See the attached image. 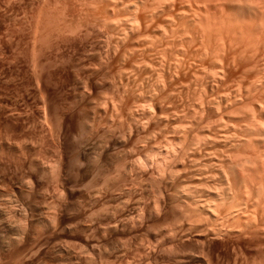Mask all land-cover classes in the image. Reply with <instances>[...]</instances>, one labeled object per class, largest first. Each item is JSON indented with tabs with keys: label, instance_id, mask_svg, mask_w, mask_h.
I'll use <instances>...</instances> for the list:
<instances>
[{
	"label": "rangeland",
	"instance_id": "rangeland-1",
	"mask_svg": "<svg viewBox=\"0 0 264 264\" xmlns=\"http://www.w3.org/2000/svg\"><path fill=\"white\" fill-rule=\"evenodd\" d=\"M104 1L14 0L13 2V0H0V117L3 116L0 118V264H130V262L131 264L137 262V264H177L178 262V264H183V262L184 264H190L189 256L197 253L195 246H198L200 243L198 244V240H196L199 238V233L197 234L198 236L195 235L199 230H197L196 227H194L196 229L193 228L194 230H192L190 227V220L188 223V219L182 214L185 211L191 210V208H187L190 207L187 205L189 202H192V204H189L194 206L191 211H194L196 208L191 196H189L191 194L189 192L193 191L192 194H195V198L204 201V199L207 200L209 194L207 193L209 188L206 189L207 185L211 187V189L217 188V185L218 188L223 189L226 185V178L223 175L224 170L229 167L227 163L230 164L235 157H238V161L240 162L246 161V163H248L247 165L250 164L251 166L253 164L254 166L252 165V169L256 168L255 170H258V173L260 171L261 162L256 164V162L258 163V161H256L257 155H260L256 152L257 150L260 151L258 149L259 147L257 148L256 146L260 143L256 141V138V140H254L255 143L252 142L253 144L257 142L256 146L254 145L256 149L253 150L251 148V150L248 146H251L252 143H249V145L247 140H245L248 138H244L246 135L242 134H247L246 131L245 133L243 132L247 130L245 128L248 124H245V126L243 125L246 122L248 123V118L246 120L247 116H245L248 115V113H254L255 115L253 114V117L256 116L257 118H255V120L257 121L261 120L259 121L260 124L262 121L264 122V115L260 116V114L264 113V87H262L263 89L260 88L262 90L258 89V91L262 93L254 89L255 92L253 93L255 94L252 96L254 87L251 89V85L248 83L251 78L245 79V84L241 88L243 91L238 88L240 87L238 85H234L233 87L232 84L230 85L231 88L227 86L230 88L229 90L226 86L221 87L220 84L217 83H219L220 74L218 75V73H220L222 69L221 65L228 66V64H231L232 68L235 66L233 70L237 79H241L242 73L244 76H247L248 72L246 70H249L248 68H250V66L252 68L251 75H249L250 77H252L253 71L255 72L258 70L256 72H261L264 68V57L260 56L261 54H259V52L264 50V45L262 44V46L259 44V47L261 46L262 48L260 47V51L257 49L259 51L258 58V54L257 56L255 54L257 46L253 44L254 42L248 43V45H254L252 48L255 50L253 51L254 53L252 51L249 53L250 49L246 48L248 47L246 42L241 40L239 41L245 43L246 47L244 45L242 46L243 48H241L240 45H243L241 42L239 43L240 47H238L236 45L237 43H235L238 41H233L235 44L230 42V44H234L233 48H231L232 45L230 47L228 41L225 43L226 46L220 49L222 44L220 47L216 46L219 44L218 42L215 43L216 40L213 41L214 43L208 42V48L210 45L209 49L214 46L212 48L213 50L211 49L212 51L219 48L221 52V50L223 51L224 48L227 47L225 52L223 51V53H225L223 54L224 56L219 54L220 52L217 49L214 53L211 52L213 54L209 53L211 50L209 51L206 49L207 45L203 46L205 48H203L202 52V46L201 49H198L200 45H196L194 42L195 46L193 43L191 44L192 47L194 46L192 51L195 50L198 54L191 52V55H197L196 57L201 56L202 58V55L206 53L207 57H205L206 54L204 57L205 59L207 58V60L209 58V60H206V62L205 59L202 58L203 61H205L203 62L200 58V62L199 58L196 59L194 56L192 57L196 59L194 61L190 56L189 60L191 58L192 64L188 61L189 73L186 72L183 74L181 73L182 71H179L177 65L171 62L172 59L178 60L183 57L180 53L182 52V48L176 50L179 49L182 44L180 43V37H178L179 39L175 38V36L181 35V32H177L182 28V26L180 27L182 23L179 21L177 14L174 15L177 21H175L176 18L171 15L170 18L172 19L174 17V21H169V15L163 7V9L160 8V10L153 8L156 5V7L160 6L158 3L154 5L153 0L148 3V6L151 7L147 8L148 12L146 11L149 16L145 13V8L143 9L142 7L141 10L139 7L138 15L140 16L142 14L141 17L146 15L149 21H153V25H150L152 21L149 22L148 19H146L147 21H145V24L150 26H141L139 29H141L142 35L145 34L147 37L143 36L144 39L141 38L142 41L138 40V43L137 39L142 37L140 30H136L140 33L133 31L131 34V28L128 27H131V24H129L131 22H128V17L130 18V16H132L131 14L135 11L133 5H130L131 7L129 6V9L127 8L128 6H125L127 3L131 4L130 0L127 2L123 0L122 5L120 3L121 0H118L119 2L116 3L118 6L116 5L115 7L112 1L117 2V0H109V3L112 2V4H109L112 5L110 7L109 5L105 6L108 4L107 2L103 6ZM132 1L133 0H131V2ZM154 1L156 2L157 0ZM166 1L169 2V0ZM101 2L103 3L101 4ZM135 2L136 0L134 3ZM150 2L153 3V7ZM162 4L163 3H161V5ZM91 5L93 8H91ZM152 9L159 10V14L162 11H164L162 12L163 14L165 12L166 14L162 15L161 13L159 15L158 11L154 12ZM140 10L145 14L141 13ZM125 11H127V13H125ZM152 13L156 18H154ZM112 14L113 16H111ZM151 14L155 21L153 19L150 20V17H152ZM156 14L159 15V17ZM166 16H168V21L165 19ZM10 17H12V19ZM127 19L128 21H125ZM133 19L132 17L130 21L135 25ZM156 19L158 20L157 22ZM143 20H145L144 17ZM125 22L129 24L127 26L129 31H127L128 28ZM171 22H176L175 25L173 23V27H176V29L174 28L175 30ZM124 23L125 27H122ZM163 24L166 25V27L168 24L170 25V27H167L170 32L168 30L165 32L167 28L165 29ZM159 25L160 29L158 27ZM114 26L117 27L115 28ZM155 27L160 31L155 30ZM113 28H115V30ZM122 28H126V31ZM119 29L123 31L121 32ZM118 30L121 33L118 32ZM172 30L176 35L174 32L172 33ZM124 31L126 34L123 33ZM135 32L137 34H135ZM156 32H159L158 34L160 36ZM162 32L166 33V37L163 38L161 36ZM127 33L129 36L133 34L135 36L133 35L131 40L128 36L129 41L126 38ZM149 33L152 35L151 38ZM120 34H125L126 36L123 38V36H118ZM154 34L162 37L159 38L161 41L158 40ZM167 34L173 35L169 37ZM173 36L175 38L174 41L168 40L169 38L172 39ZM7 37L9 38L7 39ZM111 37H113V39ZM148 37L151 40L155 38V43L156 41H160L159 44L163 47H160V50L162 49L164 52L169 51H166L165 46L168 47L172 43L174 47L167 52L169 57L166 54V58V56H163L162 50L159 51L156 49L160 46L159 44V46L156 43L155 46L150 47L152 44H155L153 41L152 43L151 40L147 41L149 46L147 43L145 44L146 40L149 39ZM121 38L125 39L126 42L123 43V39ZM165 38H167V40ZM75 39L76 41H74ZM164 39L167 41L166 43ZM118 40H120L123 45L120 44L118 47V42L120 43ZM127 40L130 42L131 46L127 44ZM171 41L176 42L173 43ZM142 43L145 45H142ZM177 43L178 46L180 45L179 47H177ZM134 44L135 48L137 47L136 49L134 48ZM139 44L141 46H139ZM184 45L187 47L186 43ZM142 47L146 51L142 52L141 50L143 53H141L142 56L140 52L138 54H133L131 52V50L133 51L134 49V51H139L138 48L142 49ZM173 48L176 49L173 50ZM234 48L235 50L237 49L236 52L229 54V49H231L230 52H232ZM148 49H151V52L148 51ZM167 49H170V47ZM204 49L208 51L206 52ZM115 50L117 51L114 52ZM110 51L113 58L112 56L110 57ZM160 52L162 53L160 54ZM172 52L175 55H172ZM170 54L172 57H170ZM216 54L218 57L222 56V59H224L223 57L225 56H227V58L225 57V60L222 62L221 58L219 59L215 56ZM243 54H247L249 57H243ZM249 54H252L251 58ZM161 55L165 60L170 59L169 62L168 60L165 61L160 58ZM253 56L256 61L253 62V64H249L251 59L254 60ZM107 57H110L111 60ZM229 57L232 58L230 59ZM234 58H236V62H239L233 63ZM159 59L160 61L163 60L164 63H168H160L158 61ZM218 59L222 64L218 62ZM260 59L263 60L260 62ZM176 60H174L173 63H177L175 62ZM213 60H217V64L215 61L213 62ZM241 60L243 63L246 61L250 62L245 65L240 63ZM196 61H199L197 63L202 65L198 66ZM224 61H226V64ZM230 61L232 63H230ZM257 61L259 67H257ZM100 62L102 63L99 64ZM261 63L263 66H261ZM161 64L164 67L162 70L159 68ZM210 64L211 66L215 64L214 68H212L213 66L211 67ZM239 64L241 66H239ZM171 65H173V68L178 69L177 73H181L182 77L176 73V69H171ZM192 65L194 70L193 67L190 69ZM194 65H197V67ZM203 65L209 66L204 67ZM217 66L218 68H216ZM151 68L152 70L149 71ZM201 68H206L205 70L208 69L207 71L209 72L211 70H213L211 72H214L215 69L218 71L215 70L216 73L214 72L211 78L208 77L207 80L206 76H210V73L208 72V74ZM238 68L240 69L238 70ZM260 68L262 69L260 70ZM169 71L170 73H173V71L175 73L171 74V76L170 73H168ZM194 71L196 72L193 73ZM162 72H165V74ZM205 72L207 75H205ZM151 73H154L153 76ZM262 73H264V70ZM262 73L258 75L259 77L257 76V78H261V76L264 78V74L262 75ZM166 74H168V76ZM187 74L190 76H187ZM194 75L198 76L199 82L195 81L197 76L195 77ZM216 75H218V78ZM178 76L186 79L187 82H184V84L190 86L186 87L183 84L184 87L181 80L177 82L176 78ZM163 77L164 80H161ZM179 77L178 79H180ZM171 78L173 79L171 80ZM215 78L218 80H215ZM212 79L215 81L214 83ZM207 81H209V83L212 81V83L206 84ZM169 82L170 84L173 82L171 87H169ZM196 82L198 83L195 84ZM165 83H168L167 88L165 87ZM215 83L217 85H215ZM159 84L162 87H160ZM180 85H182L183 87H181L185 90L178 87ZM206 85L210 86L206 88ZM248 86H250L249 89H251V93H248ZM224 87H226L228 91L224 89ZM211 88L215 90L213 89V91ZM235 88L236 90H234ZM237 88L239 91H237ZM174 89L179 93L181 90L183 96H180L182 93H180V95L177 93L178 95L176 94V96V91H174ZM205 89H208L207 93ZM216 89L219 91V94L216 92ZM223 89L228 93L223 91ZM245 90H248V92ZM242 92L245 94L244 96ZM220 93H223V95ZM247 93L251 95L248 96ZM169 94H174V97L172 95L169 97ZM225 94H229L228 96H232L233 98H228L226 102L225 99L228 96ZM238 94H241L240 98L242 99L239 98ZM204 95L208 96V99L205 98ZM209 95L212 96L210 97ZM224 95L226 97H224ZM234 95L236 97L238 96L239 99L233 101ZM246 95L249 97V100H247L248 98ZM178 96H180V99ZM222 96L224 99L222 98L221 100ZM172 97L173 99H169ZM175 97L176 100L179 99L177 104L176 100L174 102L175 104L172 103ZM183 97L185 100L181 99ZM198 97H201L202 100L206 99L205 102L203 101L204 104H202V100L200 102ZM212 97L217 100L219 99L222 105L219 104V100L216 101L214 99V101L212 99L213 101L211 102L210 98ZM150 99L155 100L152 101ZM188 99L189 101H187ZM257 100L262 104H259ZM228 101L230 103L233 101V104L228 103ZM217 105H219V107ZM252 106H255V112ZM260 106L263 108V113L260 112V109L262 110ZM248 107H250V109ZM166 108L168 109L167 111ZM193 108L194 110L196 109V111H194ZM198 108L199 111H197ZM10 113L13 115L10 116V121H7L8 114ZM185 114L187 115L185 116ZM241 116H245L244 119L246 122L243 120L240 121ZM222 120L223 122L225 121L226 124L221 123ZM233 120L234 122L232 123L234 125L237 122L236 120H238L239 124L238 122L237 124L239 127L237 128L238 131L237 129L234 130V126L231 124L232 127H230L232 128V132H230L228 130L230 128L228 124ZM249 120H251L250 117ZM216 123H218V125ZM221 124L224 127L228 125L225 127L227 130L222 127ZM240 125L244 130L241 129ZM262 125H264V123ZM184 128L185 130H183ZM220 128H224V130L220 131ZM233 132L237 134H230ZM239 132L248 146L238 137L240 136ZM215 136L216 138L218 137L216 141H214L216 139L214 138ZM229 136L230 138L227 139ZM233 137L235 138L233 139ZM258 139L261 138L258 137ZM202 143L203 145L201 146ZM204 143L207 147L204 146ZM237 145L240 147H237ZM198 146L200 147L197 148ZM247 150L248 152L246 153ZM207 152H209V154ZM262 155L263 153L261 156ZM245 159L252 160V163ZM223 164L226 166V169H224L225 167L222 168L224 166ZM221 165L223 166L220 167ZM255 165H259L260 167ZM232 167L233 165L231 168ZM256 171L254 173L255 175L258 174H256ZM170 173L171 175H169ZM215 176L216 178H214ZM201 185L204 187L202 186L201 188ZM183 187H186L187 190L190 188L191 191H187L183 189ZM199 191H201V193ZM200 194H202V196L204 194V197L201 196L200 198ZM160 200L166 202V206L163 213L161 212L158 215L159 211L157 212L156 210L157 203L155 201L159 202ZM195 212L198 211L195 210L194 213ZM198 217L201 218L202 216L197 215L195 218L196 222L201 221L197 220ZM203 220H205V218ZM142 221L144 223H142ZM188 227H190L192 231H190ZM173 230H176V232L177 230H181L182 232L178 235V233L174 231L175 236L177 234L178 237H173ZM184 231L187 232L188 236ZM171 233L173 234L172 236H170ZM181 234H185V238H182L183 240L181 239ZM174 238H177V240L179 239L181 242ZM143 246L146 247L144 248ZM176 248L182 251L179 252L182 255H177L178 258L180 255L182 257H180L181 259L179 260L174 257L173 259H177L178 262L175 263L177 260L174 261L171 259L173 260L172 263L167 255L173 252L172 249L177 250ZM192 248L195 250L194 253ZM235 250L236 249L233 250V252H235L233 253L234 257H238L240 260L237 259L239 263L236 261V264H242V262L246 264L251 259V263L247 264H254L253 262H257L254 258L260 260V257L257 255H251L249 256V258H251L248 259V256H246V258L243 253L242 255L241 252ZM151 253L158 257L150 255ZM159 253L162 254V256L164 255L163 253H165L166 257H161ZM166 253L168 254L166 255ZM148 254L151 257L148 256ZM183 254L186 255L184 256ZM245 258L246 260L248 259L247 262L243 260ZM186 260L188 262H186ZM259 260L258 263H260ZM220 261L221 264H228L223 259ZM260 261V264H262V260Z\"/></svg>",
	"mask_w": 264,
	"mask_h": 264
},
{
	"label": "bare ground",
	"instance_id": "bare-ground-1",
	"mask_svg": "<svg viewBox=\"0 0 264 264\" xmlns=\"http://www.w3.org/2000/svg\"><path fill=\"white\" fill-rule=\"evenodd\" d=\"M66 1V0H65ZM93 1V0H92ZM97 1V0H96ZM99 2H100V0H98ZM104 1V0H103ZM109 0H105L104 1V3L103 2H101V4L103 3V6L105 5V3L107 2L108 4L107 5H105V6H108L109 4H112V2H113V6L115 7L116 5L118 6V4H116V3H118L119 1L117 0V2L116 1H112V0H110V1H112L111 3H109L108 2ZM122 1L123 0H121V5H122ZM125 1V0H124ZM128 0H126V2H127ZM134 1L135 0H133L132 2H133V4H132V2H131V0H130V3L131 4H125V6H128L127 8L129 9L131 6L130 5H133L134 6V8L133 9H135V11L132 13V10H131V13H130V11H129V13L132 15V16H130V18L128 17V19H129V21H128V19L127 20H125V21H128V22H131V23H129V24H131V27L130 26H128L129 24H128V22L126 23L127 25H126V27L128 26L129 28H131L130 30L132 31L131 32V34L133 33V31H136L137 29L138 30H140V32H137V33H140L141 35H142V31H141V29H139V28H141V26H150L151 24L153 25V21L151 20V19H153V16H152V14L154 13V12H157L158 11V14H159V10H160V8H164L165 10H166V12L168 13V15H169V18L171 17V16H174L175 14H177V16L179 17V21L182 23V25H180V27L182 26V28L181 29H179L180 31H178L177 33H180L181 32V35L180 36H175L176 35V33L172 30V33L174 32L175 33V38H178V37H180V43H182L181 44V46L179 47L178 46V43H177V47H179V49H176V48H173V50L174 49H176V50H180L181 48H182V52H180L181 54H182V56L183 57H181V55L179 54V56L181 57V58H179L178 59V53L176 52V58L178 59V60H176V59H174V60H176L175 62H177V63H173V61L171 60V62H172V64H176L177 65V68L179 69V71H182L181 73H186V72H188V68H189V66H188V61H190V63L192 64V62H191V58L192 57H194V56H192L191 55V52L192 53H194L195 52V50L194 51H192L193 50V47L195 46L194 44L196 43V45H200L199 47H198V49H201V46H202V52H203V48H205V47H203V46H206V49H208L209 51L214 47H212L211 49H209L210 48V45H209V48H208V42L210 43V42H213L214 40H216L215 41V43L216 42H218L219 44L218 45H216V46H218V47H220V45L222 44V45H224V46H222L221 45V47H220V49H223V47H225L226 45H225V43H227L228 41H229V44H230V42L231 43H234L233 41H238V42H235V43H237L236 45L238 46V47H240L241 46V48H243L242 46H244L245 45V43H243V42H246V44H247V46L249 47H246V45H245V47L247 48V49H250L249 50V53H250V51H255V54H256V56H257V54H258V52L260 51V47H259V44L260 45H264V0H169V2L168 1H162V0H157L156 2L153 0V3H154V5H155V3L157 4H159L158 6L159 7H156V6H154L153 5V3H151L152 5V7L153 8H157V9H159V10H154V9H152V11L154 10V12L151 14V16L152 17H150V20L152 21V23H150V25H146L145 24V21H147L146 19H148V17L145 15V16H143L144 17V19L145 20H143V17H141V15L139 16L138 15V11H139V7H140V9L142 10V7H143V9L145 8L146 10H145V13L147 14V12H148V9L147 8H151V7H149L148 5V3H149V1H151V0H136V2L134 3ZM10 2V1H9ZM13 2H14V0H13ZM85 2V1H84ZM87 2H88V0H87ZM91 2V1H90ZM114 2H115V4H114ZM163 3L162 5H161V3ZM166 2V3H165ZM23 3V2H22ZM80 5V4H79ZM81 5H82V3H81ZM84 5V4H83ZM87 5V4H86ZM96 5V4H95ZM94 5V6H95ZM120 5V6H121ZM11 6H12V4H11ZM102 6V5H101ZM110 6H112V5H109V7ZM130 6V7H129ZM148 6V7H147ZM69 7V6H68ZM72 7H74V6H72ZM83 7H85V6H83ZM136 7V8H135ZM227 7H228V9H227ZM229 7H231V8H229ZM5 8H7V7H5ZM86 8V7H85ZM89 8H90V6H89ZM91 8H93L92 7V5H91ZM99 8V7H98ZM97 8V9H98ZM106 8H108V7H106ZM126 8V7H125ZM162 8V9H163ZM224 8H226V9H224ZM80 9H81V7H80ZM88 9V8H87ZM162 9H161V11H162ZM4 10H6V9H4ZM77 10V9H76ZM99 10V9H98ZM97 10V11H98ZM141 10H140V12H141ZM1 11V10H0ZM3 11V10H2ZM100 11V10H99ZM117 11V10H116ZM144 11V10H143ZM147 11V12H146ZM160 11V12H161ZM76 12V11H75ZM86 12V11H85ZM88 12H89V10H88ZM104 12V11H103ZM120 12V11H119ZM151 12V11H150ZM162 12H164V11H162ZM161 12V13H162ZM166 12L163 14L162 13V15H165L166 14ZM74 13V12H73ZM82 13V12H81ZM90 13V12H89ZM95 13V12H94ZM99 13V12H98ZM107 13V12H106ZM125 13H127V11H125ZM141 13H144V12H141ZM144 13V14H145ZM160 13V14H161ZM11 14H12V12H11ZM11 14H9V15H11ZM71 14V13H70ZM86 14H87V12H86ZM109 14V13H108ZM119 14V13H118ZM117 14V15H118ZM124 14V13H123ZM129 14V15H130ZM140 14V13H139ZM159 14V15H160ZM67 15V14H66ZM69 15V14H68ZM120 15V14H119ZM148 16H149V14H147ZM154 15V14H153ZM157 15V14H156ZM159 15H157L158 17H159ZM162 15H161V17H162ZM171 15V16H170ZM94 16V15H93ZM104 16V15H103ZM111 16H113V14L111 15ZM87 17V16H86ZM106 17H107V15H106ZM134 18L133 20H134V22H135V25L133 24V22L132 21H130V19L131 18ZM157 17V18H158ZM167 17V18H166ZM165 17V19H167L166 21H168V16H166ZM175 17V16H174ZM174 17L171 19H169V21L171 20H173L174 19ZM8 18V17H7ZM11 19H12V17H10ZM46 18V17H45ZM66 18V17H65ZM68 18V17H67ZM69 18H71V17H69ZM90 18H92V17H90ZM127 18V17H126ZM154 18H156L155 17V15H154ZM176 18V17H175ZM5 19H6V17H5ZM40 19H41V17H40ZM125 19V18H124ZM160 19V18H159ZM44 20V19H43ZM67 20V19H66ZM66 20H64V21H66ZM109 20V19H108ZM154 20V19H153ZM118 21V20H117ZM116 21V22H117ZM148 21H149V19H148ZM151 21H149V22H151ZM155 21V20H154ZM158 20L156 19V22H157ZM164 21V20H163ZM174 21V20H173ZM175 21H177V18H176V20ZM120 22H121V20H120ZM55 23V22H54ZM122 23V22H121ZM125 23H124V26H122V27H125ZM147 23V22H146ZM165 23V22H164ZM172 23V27H173V23L174 22H171ZM171 23H170V25H171ZM181 23H179V24H181ZM66 24V23H65ZM114 24V23H113ZM112 24V25H113ZM148 24V23H147ZM154 24H156V23H154ZM176 24V22L174 23V25ZM68 25H69V23H68ZM119 25H120V23H119ZM123 25V24H122ZM164 25V24H163ZM162 25V26H163ZM170 25L168 24V26L170 27ZM11 26V25H10ZM39 26V25H38ZM63 26V25H62ZM165 26V29L168 27H166V25H164ZM179 26V25H178ZM32 27V26H31ZM53 27V26H52ZM59 27V26H58ZM68 27V26H67ZM115 27V26H114ZM117 27V26H116ZM115 27V28H116ZM127 27V28H128ZM147 27H145V28H147ZM152 27V26H151ZM159 27V29H160V25L158 26ZM66 28V27H65ZM115 28H113L114 30H115ZM129 28L127 29V31H129ZM150 28V27H149ZM156 28V27H155ZM164 28V27H163ZM176 29V27H173V29ZM9 29V28H8ZM60 29H62V28H60ZM123 29V28H122ZM126 29V28H125ZM125 29H123V30H125ZM151 29V28H150ZM165 29H163V30H165ZM174 29V30H175ZM67 30V29H66ZM65 30V31H66ZM112 30V29H111ZM119 30H121V29H119ZM118 30V32H120ZM123 30H121V32L123 31ZM143 30V29H142ZM155 30H157V31H160V30H158L157 28L155 29ZM162 30V31H163ZM169 31V29L167 28L166 30H165V32L166 31ZM171 30V29H170ZM126 31V30H125ZM125 31L123 32V33H125ZM148 31V30H147ZM8 32V31H7ZM10 32V31H9ZM35 32H36V30H35ZM49 32V31H48ZM47 32V33H48ZM71 32V31H70ZM75 32V31H74ZM77 32V31H76ZM117 32V33H118ZM120 32V33H121ZM135 32V34H137ZM146 32V31H145ZM154 32V31H153ZM164 32V33H165ZM170 32V31H169ZM37 33V32H36ZM40 33V32H39ZM61 33V32H60ZM122 33V34H123ZM128 33H130V32H128ZM128 33H127V36L124 34V35H118V36H123V38L126 36V38L128 39ZM157 33V32H156ZM159 33V32H158ZM157 33V34H158ZM163 32H162V37L164 38V37H166V33L164 34ZM168 33V32H167ZM62 34V33H61ZM70 34V33H69ZM68 34V35H69ZM151 33H149V35H150ZM170 34V33H169ZM7 35V34H6ZM38 35V34H37ZM60 35V34H59ZM64 35V34H63ZM67 35V34H66ZM71 35V34H70ZM134 35V34H133ZM133 35H131V36H129V38H130V40H131V37L133 36ZM148 35V34H147ZM154 35H156V34H154ZM159 35V34H158ZM158 35H156V38L158 39V40H160L159 38H162V37H159ZM163 35H165V36H163ZM172 35L173 34H171V35H168L167 34V36H169V37H172ZM14 36V35H13ZM36 36V35H35ZM49 36V35H48ZM72 36V35H71ZM135 36V35H134ZM143 36H146L145 34H143L142 35V37H139L138 39H137V42H138V40L140 41H142V39L141 38H143ZM151 36L152 35H150V38H151ZM174 36H173V38L172 39H168V40H173L174 41ZM60 37V36H59ZM115 37V36H114ZM147 37V36H146ZM145 37V38H146ZM1 38V37H0ZM9 37H7V39H8ZM112 39H113V37H111ZM118 38H120V37H118ZM123 38H121V39H123ZM135 38V37H134ZM149 38V37H148ZM147 39L146 40V42H145V44L147 43V41L149 40H151V39ZM154 38V37H153ZM50 39V38H49ZM61 39V38H60ZM144 39V38H143ZM166 40H167V38H165ZM164 39V40H165ZM179 39V38H178ZM13 40V39H12ZM56 40H57V38H56ZM55 40V41H56ZM111 40V39H110ZM124 40V41H123ZM122 40V42L123 43H125L126 41H125V39H123ZM129 40V39H128ZM127 40V44H129L130 45V40L128 41ZM155 38L153 39V40H151V42L153 41L154 43H155ZM163 40V39H162ZM165 40V43L167 42ZM239 40H241V41H243V42H241V41H239ZM42 41V40H41ZM71 41H73V40H71ZM74 41H76V39L74 40ZM106 41V40H105ZM118 41H120V40H118ZM136 41V40H135ZM161 41V40H160ZM159 41V42H160ZM173 41H171V42H173ZM177 41H179V40H177ZM10 42H11V40H10ZM84 42V41H83ZM110 42H112V41H110ZM134 42V41H133ZM152 42V43H153ZM159 42H157L156 41V43H157V45L159 44ZM168 42H170V41H168ZM176 42V41H175ZM175 42H173V43H175ZM195 42V43H194ZM241 42V44L243 43V45H240L239 46V43ZM250 42H254L253 44L255 45L256 44V49L254 50V49H252L253 47H254V45L252 46V44H250V45H248V43H250ZM66 43V42H65ZM71 43V42H70ZM109 43V42H108ZM123 43L121 44V41H120V43L118 42V47L120 46V44L121 45H123ZM134 43H136V42H134ZM139 43V42H138ZM143 43H144V40H143ZM142 43V45H145V44H143ZM156 43L155 44H152V46H150V47H153V46H155L156 45ZM187 44V47H186V45H184V44ZM193 43V47L191 46V44ZM214 43V42H213ZM213 43H211V44H213ZM234 43V44H235ZM67 44H69V43H67ZM133 44V43H132ZM148 44V43H147ZM234 44H230L229 46L231 47V45H232V47L231 48H233V46H234ZM110 45V44H109ZM109 45H108V47H109ZM160 45V46H159ZM158 46L159 47H157L156 49H158L159 51H161L160 50V47L161 48H163L162 46H161V44H159ZM168 45V44H167ZM170 45V44H169ZM214 45V44H213ZM262 45V46H263ZM36 46V45H35ZM73 46V45H72ZM103 46V45H102ZM131 46V45H130ZM138 46V45H137ZM139 46H141L140 44H139ZM138 46V47H139ZM148 46H149V44H148ZM164 46V45H163ZM183 46H184V48H183ZM215 46V47H216ZM236 46V47H237ZM252 46V47H251ZM104 47V46H103ZM102 47V48H103ZM107 47V48H108ZM121 47H123V46H121ZM120 47V48H121ZM125 47H127V46H125ZM147 47V46H146ZM168 47H170V49H167ZM165 46V49H166V51L167 50H171V48L172 47H174V46H172V43H171V45L170 46ZM176 47V46H175ZM186 47V48H185ZM111 48V47H110ZM116 48V47H115ZM124 48V47H123ZM134 48H135V44H134ZM137 48V47H136ZM135 48V49H136ZM141 48V47H140ZM140 48H138V50L139 51H132L131 49V52L133 53V54H138L139 52H140V54L142 53V52H146L144 49H143V47H142V49H140ZM155 48V47H154ZM191 48V49H190ZM196 48H197V46H196ZM195 48V49H196ZM227 48V47H226ZM226 48H224V52H225V49ZM262 48V47H261ZM126 49V48H125ZM128 49V48H127ZM164 49V50H165ZM206 49H204V50H206ZM217 49V48H216ZM214 50V51H219L220 49L218 48L217 50ZM245 49V48H244ZM244 49H242V50H244ZM252 49V50H251ZM259 51H258V50ZM141 50H142V52H141ZM152 50H154V49H152ZM175 50V51H176ZM197 50V49H196ZM208 50H206V52L208 51ZM213 50V49H212ZM210 51L209 53H211V52H213L214 53V51ZM228 50V49H227ZM230 51H231V49H229ZM233 50H235V48L233 49ZM232 50V52H230L229 51V54L230 53H233V52H236V50L235 51H233ZM246 50V49H245ZM244 50V51H245ZM117 50H115L114 52H116ZM125 51H127V50H125ZM128 51H129V49H128ZM148 51H150L151 52V49H148ZM155 51V50H154ZM158 51V52H159ZM169 51H167V52H169ZM175 51H174V53H175ZM197 51H199V50H197ZM223 51L221 50V52L219 53V54H225V53H223ZM264 51V50H263ZM263 51H260L259 52V54H261L260 56H263L264 57V52ZM162 52H163V56H166V54H167V52H164L163 50H162ZM162 52H160V54L162 53ZM205 52V51H204ZM257 52V53H256ZM261 52H263V53H261ZM96 53H98V52H96ZM126 53V52H125ZM128 53V52H127ZM173 52L171 53L172 55L174 54ZM200 53V52H199ZM213 53H211V54H213ZM216 53H218V52H216ZM228 53V52H227ZM227 53H226V55H227ZM240 53V52H239ZM246 53H248V52H246ZM254 53V52H253ZM129 54H131V53H129ZM139 54V55H140ZM143 54V53H142ZM142 54H141V56H142ZM146 54V53H145ZM149 54V53H148ZM147 54V55H148ZM154 54H157V53H154ZM170 54V57H172V55ZM194 54H198V52H195ZM203 54V53H202ZM201 54V55H202ZM206 54V53H205ZM205 54L204 55H202L203 57V59H205V57H207V54H206V56H205ZM211 54H209V55H211ZM259 54H258V58H259ZM109 55V54H108ZM118 55V54H117ZM132 55V54H131ZM130 55V56H131ZM138 55V56H139ZM149 55H151V54H149ZM152 55H153V53H152ZM162 55L160 56V58H162V59H164L165 60V58L164 57H162ZM175 55V54H174ZM250 55V58L252 57L251 55L252 54H249ZM254 55V54H253ZM112 55H111V51H110V57H111ZM136 56V55H135ZM134 56V57H135ZM167 56H168V54H167ZM167 56H166V58H167ZM191 56V58H190V60H189V57ZM197 56V55H196ZM195 56V57H196ZM205 56V57H204ZM212 56V55H211ZM215 56H217V54L215 55ZM214 55H213V57H215ZM219 56H221V55H219ZM224 56V55H223ZM232 56V55H231ZM237 56V55H236ZM236 56H234V57H236ZM244 56H247V54L246 55H244L243 54V57ZM255 56V55H254ZM253 56V58H254V60L253 59H251V62L249 63V62H245V63H243L242 62V60L240 61V63H243V64H245L246 65V63H249V64H253V62H255L256 60H255V57ZM109 57V58H110ZM126 57V56H125ZM125 57H124V59H125ZM169 57V56H168ZM226 58H227V56H225ZM225 57H223L224 59H222V56L221 57H218L217 56V58H221L222 60V62H223V60H225ZM247 57H249V56H247ZM262 57V58H263ZM108 58V57H107ZM108 58V59H109ZM112 58H113V56H112ZM115 58V57H114ZM132 58V57H131ZM143 58V57H142ZM152 58H157V57H152ZM197 58H199V60H200V62H201V56H199V57H196V59ZM201 58V59H200ZM212 58V57H211ZM230 58V57H229ZM232 58V57H231ZM230 58V59H231ZM257 58V57H256ZM139 59V58H138ZM151 59V58H150ZM193 59V58H192ZM196 59H193L194 61L196 60ZM203 59H202V61H203ZM213 59V58H212ZM211 59V60H212ZM215 59H216V57H215ZM219 59H218V62L220 63V64H222L220 61H219ZM235 59L236 58H234V61H233V63H235L236 61H235ZM243 59V58H242ZM246 59H249V58H246ZM110 60H111V58H110ZM127 60V59H126ZM137 60V59H136ZM145 60V59H144ZM152 60V59H151ZM168 59H166L165 61H167ZM170 60V59H169ZM169 60H168V62H169ZM207 60V58L205 59V61ZM208 60H209V58H208ZM207 60V61H208ZM227 60V59H226ZM259 60V59H258ZM263 60V59H262ZM261 59H260V62L262 61ZM104 61V60H103ZM148 61H150V60H148ZM160 63H164L163 62V60L162 61H160V59L158 60ZM193 61V62H194ZM205 61H203V62H205ZM206 61V62H207ZM215 61V63H216V61L217 60H213V62ZM232 61V60H231ZM230 61V63H232ZM264 61V60H263ZM105 62V61H104ZM111 62V61H110ZM159 62H158V64H159ZM167 62V63H168ZM197 62H199V61H196V63ZM210 62H212V61H210ZM212 62V63H213ZM226 61H224V63H225ZM237 62H239V61H237ZM236 62V63H237ZM102 62H100L99 64H101ZM108 63V62H107ZM112 63V62H111ZM167 63H164V64H167ZM195 63V62H194ZM193 63V64H194ZM211 63V64H212ZM218 63V64H219ZM104 64V63H103ZM106 64V63H105ZM110 64V63H109ZM126 64H127V62H126ZM144 64V63H143ZM142 64V65H143ZM148 64V63H147ZM150 64H151V62H150ZM171 64V63H170ZM169 64V65H170ZM198 64V63H197ZM211 64H210V66H211ZM217 64V63H216ZM226 64V63H225ZM242 64V65H243ZM122 65H124V64H122ZM149 65V64H148ZM162 65V64H161ZM161 65H160V67L159 68H161V70H162V68L164 69V67H163V65H162V67H161ZM175 65V66H176ZM200 65H202V64H198V66H200ZM205 65V64H204ZM203 65V66H204ZM234 65V64H233ZM236 65V64H235ZM257 67H259V64H258V61H257ZM263 65H264V63H263ZM262 65V63H261V66H263ZM138 66V65H137ZM141 66V65H140ZM155 66V65H154ZM174 66V67H175ZM194 66H196L197 67V65H194ZM209 66V65H208ZM208 66H204V67H208ZM213 66V67H212ZM211 67L212 68H214V66H215V64L214 65H212ZM239 66H241L240 64H239ZM238 66V67H239ZM254 66V65H253ZM252 66V67H253ZM147 67V66H146ZM152 67V66H151ZM171 67V69L173 68V65H171L170 66ZM169 67V68H170ZM193 67V65L192 66H190V69ZM221 67H222V69H221V71H220V69H219V71H220V73H218V75H219V83H217V84H220V86L221 87H223V86H230V85H232L233 84V87H234V85L236 86V85H238V86H240V87H238V88H240V90H242L241 88L243 87V85L245 84L244 83V81H245V79H247V78H251V79H249V81H248V83L251 85V87L250 86H248V90H249V92H248V90H245V91H247L248 93H251L250 91H251V89L253 88V90L255 89L257 92H261V91H258V89H260V88H262V87H264V78H262V76H261V78H257V76L258 75H260L262 72H263V70H264V68H263V70L261 71V72H256V71H258V70H256V68H255V72L253 71V74H252V77H250L249 75H251V70H252V68H251V66H250V68H248L249 70H250V74H249V70H246L247 72H248V74H247V76H244V74L242 73L241 74V79H237V77L235 76V72H234V70H233V68L235 67V66H233V68L231 67V64H228V66H226V65H221ZM243 67V66H242ZM141 68V67H140ZM158 68V70L160 71V69ZM165 68H166V66H165ZM216 68H218V66L216 67ZM241 68V67H240ZM240 68H238V70L240 69ZM254 68V67H253ZM147 69V68H146ZM145 69V70H146ZM173 69H176V68H173ZM172 69V70H173ZM178 69H176L175 71H176V73L178 72ZM189 69V70H190ZM198 69V68H197ZM201 69H204L203 71H206L207 73L209 72V71H207V70H205L206 68H201ZM262 68H260V70H261ZM131 70V69H130ZM129 70V71H130ZM152 70V68L149 70V71H151ZM157 70V69H156ZM166 70V69H165ZM193 70H194V67H193ZM211 70V69H210ZM215 70H217V69H215ZM214 70V72L216 73V71ZM236 70H237V68H236ZM254 70V69H253ZM259 70V71H260ZM132 71H134V70H132ZM143 71V70H142ZM167 71V70H166ZM191 71V70H190ZM202 71V72H203ZM211 71H213V70H211ZM209 72L210 73V76H206V79L208 80V77L209 78H211V76H212V74H214V72ZM218 71V70H217ZM245 71V72H246ZM128 72V71H127ZM196 71H194L193 73H195ZM205 72V73H206ZM237 72V71H236ZM134 73V72H133ZM136 73V72H135ZM142 73V72H141ZM147 73V72H146ZM149 73V72H148ZM159 73V72H158ZM157 73V74H158ZM162 73H164L165 74V72H162ZM168 73H170V71L168 72ZM173 73H175L174 71H173ZM172 72L170 73V75L171 74H173ZM181 73L179 74V73H177V74H179V75H181ZM189 73V72H188ZM204 73V72H203ZM207 73L205 74V75H207ZM208 73V74H209ZM143 74V73H142ZM141 74V75H142ZM152 74V76H153V74L154 73H151ZM161 74V73H160ZM163 74V75H164ZM177 74H176V76H177ZM264 73H262V75H263ZM134 75V74H133ZM167 76H168V74H166ZM175 75V74H174ZM189 74H187V76H188ZM218 75H216V77L218 76ZM138 76H140V75H138ZM137 76V77H138ZM172 76V75H171ZM186 76V75H185ZM190 76V75H189ZM192 76V75H191ZM195 77L197 76V75H194ZM215 76V75H214ZM213 76V77H214ZM136 77V78H137ZM146 77V76H145ZM157 77H159V76H157ZM156 77V78H157ZM160 77H161V75H160ZM165 77V76H164ZM164 77H163V79H161V80H164ZM179 77V76H178ZM178 77L176 78L177 79V82H178V80H181V82H182V85L184 84V82H187V80L186 79H184V78H181L182 77V75H181V77H179L180 79H178ZM184 77V76H183ZM193 77V76H192ZM201 77H202V75H201ZM203 77H204V75H203ZM240 77V76H239ZM259 77V76H258ZM136 78H135V80H136ZM166 78V77H165ZM187 78V77H186ZM189 78V77H188ZM218 78V77H217ZM217 78H215V80L217 79ZM129 79V78H128ZM149 79V78H148ZM147 79V80H148ZM168 79V78H167ZM167 79H165V80H167ZM173 78H171V80H172ZM174 79H175V76H174ZM194 79V78H193ZM201 79V78H200ZM158 80H160V79H158ZM160 80V81H161ZM195 80V79H194ZM193 80V81H194ZM204 80V79H203ZM203 80H202V82H203ZM218 80V79H217ZM142 81H143V78H142ZM157 81V80H156ZM191 81V80H190ZM195 81H198L199 82V80H198V76H197V78H196V80ZM206 81V80H205ZM204 81V82H205ZM210 81V80H209ZM209 81H207V83L206 84H208L209 83ZM212 81H213V83L215 82L213 79H212ZM212 81L209 83V84H211L212 83ZM235 81H237V82H235ZM162 82V81H161ZM165 82V81H164ZM173 82H175V81H173ZM173 82H171V84H170V82H169V87H171V85H173L172 83ZM198 82H196L195 84H197ZM236 84H235V83ZM134 83V82H133ZM148 83V82H147ZM154 83V82H153ZM157 83V82H156ZM193 83V82H192ZM215 83V85H217ZM158 84V83H157ZM161 84V83H160ZM160 84H159V86H160ZM166 84V83H165ZM189 84V83H188ZM143 85V84H142ZM162 85H163V83H162ZM179 85V84H178ZM182 85H180V86H178V87H181ZM185 85V84H184ZM183 85V86H184ZM202 85V84H201ZM215 85H214V87H215ZM164 86V85H163ZM167 86H168V83L166 84V88H167ZM177 86V85H176ZM182 86V87H183ZM186 87H189L188 85H185ZM184 86V87H185ZM198 86V85H197ZM205 86V85H204ZM210 85H206V88H208ZM158 87V86H157ZM160 87H162V86H160ZM159 87V88H160ZM169 87H168V89H169ZM181 87V88H182ZM191 87H192V85H191ZM190 87V88H191ZM199 87V86H198ZM212 87H213V84H212ZM226 87H224V89H226L227 90V88ZM246 87H247V85H246ZM245 87V88H246ZM249 87L251 88V89H249ZM166 88H164V89H166ZM177 88V87H176ZM196 88V87H195ZM205 88V87H204ZM218 88H220V87H218ZM230 88H231V86H230ZM230 88H228L229 90H230ZM238 88H237V91H239L238 90ZM153 89H155V88H153ZM160 89H162V88H160ZM167 89V90H168ZM178 89V88H177ZM183 89V88H182ZM202 89V88H201ZM212 89V88H211ZM214 89V88H213ZM212 89V90H213ZM223 89V91H225V92H227L226 90H224ZM263 89V88H262ZM262 89H260V90H262ZM172 90V89H171ZM183 90H185V89H183ZM188 90H189V88H188ZM208 90V89H207ZM207 90L205 89V91H206V93H207ZM215 90V89H214ZM213 90V91H214ZM234 90H236V88L234 89ZM234 90H233V92H234ZM255 90L254 91H252V93L253 92H255ZM264 90V89H263ZM155 91V90H154ZM174 91H176V89H174ZM186 91H187V89H186ZM185 91V93H186V95H187V92ZM193 91V90H192ZM204 91V90H203ZM236 91V92H237ZM243 91V90H242ZM162 92V91H161ZM196 92V91H195ZM195 92H194V94H195ZM202 92V91H201ZM200 92V93H201ZM216 92L219 94V91H217V89H216ZM149 93H151V92H149ZM158 93V92H157ZM156 93V94H157ZM177 93H179L178 91H176V93H175V95L177 94ZM180 93H182V91L180 90ZM180 93H179V95H180ZM184 93V94H185ZM228 93V92H227ZM230 93V92H229ZM243 93V92H242ZM247 93V94H248ZM262 93V92H261ZM160 94V93H159ZM220 94H222L223 95V93H220ZM235 94V93H234ZM254 94L255 93H253L252 94V96H254ZM258 94V93H257ZM256 94V95H257ZM153 95H155V94H153ZM172 96L174 95V94H171ZM171 95L169 94V97H171ZM178 95V94H177ZM176 95V96H177ZM185 95V96H186ZM196 95V94H195ZM201 95H202V93H201ZM201 95H199V96H201ZM213 95V94H212ZM212 95H209L210 97L212 96ZM226 95V94H225ZM224 95V97H226V96H228L229 94H227L226 96ZM231 95V94H230ZM236 95H237V93H236ZM241 95V94H240ZM240 95L238 94V96H239V98H240ZM243 96L245 95L244 93L242 94ZM251 94H248V96H250ZM259 95H261V94H259ZM180 96H183V93H182V95H180ZM180 96H178L179 97V99H180ZM205 96V98H207L208 99V96H206V95H204ZM238 96L236 97L235 95H234V100L233 101H235V99L236 100H238L239 98H238ZM247 95H246V97L248 98H246L247 100H249V97H248ZM258 96V95H257ZM174 97V96H173ZM173 97L172 98H169V99H173ZM187 97H189V96H187ZM191 97H193V96H191ZM202 97V96H201ZM201 97L199 98L200 99V102H201ZM214 97V96H213ZM210 98L211 99V102L215 99V98ZM216 97V96H215ZM219 97V96H218ZM232 97V96H231ZM230 96H228L226 99H225V101L227 102V99L228 98H231ZM236 97V98H235ZM242 97V96H241ZM256 97V96H255ZM261 97V96H260ZM259 97V98H260ZM263 97V96H262ZM151 98V97H150ZM157 98V97H156ZM184 98V97H183ZM183 98H181L182 100H185V98L183 99ZM203 98V97H202ZM222 98H223V96L221 97V100H222ZM233 98V97H232ZM251 98H253V97H251ZM250 98V99H251ZM257 98V97H256ZM264 98V97H263ZM263 98H260V99H263ZM152 99H153V97H152ZM152 99H150V100H152ZM178 99V100H179ZM204 99V98H203ZM213 99V100H212ZM219 99H220V97H219ZM218 99V100H219ZM224 99V98H223ZM240 99H242V98H240ZM253 99H255V98H253ZM155 100V99H154ZM154 100H152V101H154ZM175 100H176V97H175V99H174V101H172V103H174L175 102ZM178 100H176L177 102H176V104L179 102ZM197 100V99H196ZM216 101H218L217 99H215ZM214 100V101H215ZM264 100V99H263ZM118 101V100H117ZM164 101V100H163ZM168 101V100H167ZM187 101H189V99L187 100ZM206 101V99L205 100H202V104H204V102ZM208 101H210V100H208ZM220 101V100H219ZM233 101H231V103L233 102ZM244 101H246V100H244ZM255 101V100H254ZM151 102V101H150ZM160 102H162V101H160ZM194 102V101H193ZM221 102V101H220ZM219 102V104H221L222 105V102L220 103ZM242 102H243V100H242ZM249 102H251V101H249ZM257 102H258V100H257ZM165 103V102H164ZM182 103V102H181ZM191 103V102H190ZM197 103V102H196ZM209 103V102H208ZM228 103H230L229 101H228ZM230 103V104H231ZM236 103H237V101H236ZM259 103V102H258ZM261 103V102H260ZM259 103V104H260ZM263 103H264V101H263ZM175 104V103H174ZM194 104V103H193ZM211 104V103H210ZM213 104V103H212ZM223 104H224V102H223ZM227 104V103H226ZM225 104V105H226ZM233 104V103H232ZM262 104V103H261ZM181 105V104H180ZM198 105V104H197ZM201 105V104H200ZM238 105V104H237ZM115 106V105H114ZM178 106V105H177ZM186 106V105H185ZM192 106V105H191ZM218 107H219V105H217ZM235 106V105H234ZM157 107V106H156ZM168 107H170V106H168ZM173 107V106H172ZM202 108H204L203 106H201ZM209 107V106H208ZM211 107V106H210ZM229 107V106H228ZM233 107V106H232ZM253 107V106H252ZM255 107V106H254ZM252 108V109H254V112H255V108ZM261 107V106H260ZM163 108V107H162ZM174 108V107H173ZM176 108V107H175ZM249 109H250V107H248ZM247 108V109H248ZM262 108V107H261ZM178 109V108H177ZM219 109V108H218ZM229 109V108H228ZM145 110V109H144ZM168 109L166 108V111H167ZM193 110H194V108H193ZM257 110H259V109H257ZM256 110V111H257ZM158 111V110H157ZM183 111V110H182ZM194 111H196V109L194 110ZM194 111H193V114H194ZM197 111H199V108H198V110ZM204 111V110H203ZM215 111V110H214ZM227 111V110H226ZM151 112V111H150ZM162 112V111H161ZM175 112H176V109H175ZM260 112H262L263 113V108H262V110L260 109ZM260 112H258V113H260ZM7 113V112H6ZM188 113V112H187ZM207 113V112H206ZM247 113H248V111H247ZM246 113V114H247ZM252 113H253V110H252ZM170 114V113H169ZM203 114V113H202ZM237 114V113H236ZM235 114V115H236ZM250 114L251 113H248V115H245V116H247L246 117V120H247V118H248V123L245 121V119H244V117L243 116H241L240 118V121L241 120H243V121H245L246 123H244V125L243 126H245V124H248V125H246V128L245 129H247V130H244L243 128H242V124L240 125V127H241V129L242 130H244V132L241 130H239L240 132H243V133H245V131L247 132V134L245 133V134H242V135H246L244 138H248V139H245V140H247V143L249 144H251L252 142L253 143H255L254 142V140H256V138H257V142L258 143H260L259 145L257 144V142H256V144H257V146H256V144H253L252 143V145L251 146H248L247 144H246V141H244L243 139H242V136H241V134H240V132H239V134H240V136H238V137H240L241 139V141L243 140V143L245 144V145H247L248 147H250V149L252 148L253 150L254 149H256V147L260 150V151H256L257 153H259L260 155H257L258 157V159L260 160H258L257 158H256V161H258V163L256 162V164H259V162H261L260 163V171H259V173H258V170L256 171L255 169L256 168H253L252 169V167L254 166L253 164V166L251 165L250 166V164L249 165H247L248 163H246V161H242V162H240V161H238V157L235 159L234 157V159L232 160V165H233V167L231 168V163L229 164V163H227L228 165H229V169L227 168L226 169V166L224 165H221L220 167H222V168H224V169H226V170H224V169H222V170H224V173H223V175L225 176V178H226V185L223 187V189H220V188H218V185H217V188H214V189H211V187H208V185H207V188L206 189H208L207 191V193H209L208 194V198H207V200L206 199H204V201L203 200H200V199H197V198H195V194H192L193 193V191H191V189L189 188V190L191 191V192H189V193H191L189 196H191V199L193 200V202H194V204H195V206H196V208H195V210L196 211H198V212H195L194 213V211H191L192 210V208H194V206L192 207L190 204H192V202L189 204V203H187V205L188 206H190V207H187V208H191V210H188V211H185L184 213H182L183 214V216H185L186 217V219H188V223H189V220H190V227H191V229L192 230H194V229H196L197 228V230H199V231H197V233L195 234V235H197L198 233V239H196V240H198L197 242H198V246H195L196 247V252L198 253H196L195 255L194 254H191V253H188V254H191L190 256H189V260H190V262L191 263H193V264H221V261L220 260H225L226 261V263H228V264H236V261H237V259H238V257H234V254L233 253H235V252H233V250L234 249H236L235 251H239V252H241V254L243 253L244 254V256L246 257V256H248V259H250L249 258V256H251V255H257V256H259L260 257V260H262V264L264 263V159H262V158H264V125H262L263 123L261 122V124L259 123V121H261V120H259V121H257V120H255V118H257L256 116H254L253 117V114H251V116H250ZM1 115V114H0ZM9 116V119H8V117H7V115H6V117H7V121L9 120L10 121V116H12L11 115V113L10 114H8ZM175 115V114H174ZM187 114H185V116H186ZM200 115H201V113H200ZM206 115V114H205ZM234 115V116H235ZM255 115V114H254ZM258 115V114H257ZM261 115H264V113L263 114H260V116ZM5 116V115H4ZM22 116V115H21ZM163 116V115H162ZM161 116V117H162ZM170 116V115H169ZM179 116V115H178ZM181 116V115H180ZM183 116V115H182ZM224 116V115H223ZM230 116V115H229ZM239 116V115H238ZM259 116V115H258ZM1 117H3V116H1ZM0 117V118H1ZM5 117V118H6ZM201 117V116H200ZM205 117V116H204ZM242 117H243V119H242ZM249 117H250V119L251 120H249ZM158 118V117H157ZM163 118V117H162ZM188 118V117H187ZM197 118V117H196ZM224 118V117H223ZM223 118H221V119H223ZM253 118V119H252ZM4 119V118H3ZM230 119H232V118H230ZM229 119V120H230ZM237 119V118H236ZM188 120V119H187ZM217 120V119H216ZM224 120V119H223ZM223 120H222V122L221 123H224V124H226L225 123V121L223 122ZM235 120V119H234ZM234 120L233 121H231V123H229L228 125H225V127L226 126H228V127H230L231 126V124H233L232 122H234ZM167 121H168V119H167ZM170 121V120H169ZM175 121H176V119H175ZM175 121H173V122H175ZM182 121H183V119H182ZM181 121V122H182ZM198 121V120H197ZM237 122H238V120H236ZM4 122V121H3ZM172 122V121H171ZM178 122V121H177ZM187 122V121H186ZM189 122V121H188ZM190 122H191V120H190ZM201 122V121H200ZM237 122H236V124L235 125H237V126H235L234 124L232 125V126H234L233 128H234V130H236L238 127H239V122H238V124H237ZM213 123V122H212ZM243 123V122H242ZM197 124V123H196ZM217 125H218V123H216ZM10 125V124H9ZM8 125V126H9ZM220 125V124H219ZM222 125V124H221ZM186 126V125H185ZM190 126V125H189ZM231 126V127H232ZM177 127V126H176ZM180 127V126H179ZM184 127V126H183ZM188 127V126H187ZM195 127V126H194ZM222 127H224L223 125H222ZM224 127V128H225ZM229 128L228 130L230 131V132H232V128ZM236 127V128H235ZM214 128V127H213ZM224 128L223 129H221L220 128V131H222V130H224ZM226 130H227V128H225ZM177 130V129H176ZM181 130V129H180ZM183 130H185V128L183 129ZM212 130V129H211ZM225 130V131H226ZM187 131V130H186ZM185 131V132H186ZM220 131H218V132H220ZM228 131V132H229ZM237 131H238V129H237ZM185 132H183V133H185ZM191 132V131H190ZM224 132V131H223ZM227 132V131H226ZM235 132V131H234ZM230 133V134H237V133ZM214 133V132H213ZM174 134H175V132H174ZM180 135V134H179ZM183 135V134H182ZM190 135V134H189ZM223 135V134H222ZM256 135V136H255ZM225 136V135H224ZM231 136V135H230ZM230 136L229 137H227V139L228 138H230ZM248 136V137H247ZM259 138H261V139H258V137ZM181 137V136H180ZM183 137H184V135H183ZM182 137V138H183ZM226 137V136H225ZM232 137V136H231ZM186 138H187V136H186ZM213 138V137H212ZM214 138H216V136L214 137ZM218 138V137H217ZM217 138L214 140V141H216L217 140ZM235 137H233V139H234ZM188 139V138H187ZM206 139V138H205ZM205 139H204V141H205ZM208 139V138H207ZM225 139V138H224ZM232 139V140H233ZM221 140V139H220ZM260 140V141H259ZM178 141V140H177ZM181 141V140H180ZM179 141V142H180ZM185 141H186V139H185ZM223 141V140H222ZM221 141V142H222ZM235 141V140H234ZM202 142V141H201ZM206 142V141H205ZM226 142V141H225ZM177 143V142H176ZM207 143V142H206ZM209 143H210V140H209ZM205 144V143H204ZM208 144V143H207ZM228 144V143H227ZM249 144V145H250ZM197 145V144H196ZM203 145V143L201 144V146ZM219 145H220V143H219ZM219 145H216V146H219ZM225 145V144H224ZM234 145V144H233ZM256 147H255V146ZM204 146H206V144L204 145ZM215 146V145H214ZM242 146V145H241ZM200 146H198L197 148H199ZM207 147V146H206ZM212 147H213V145H212ZM237 147H240V146H238L237 145ZM176 148V147H175ZM197 148H196V150H197ZM233 148H234V146H233ZM203 149V148H202ZM205 149V148H204ZM206 149H208V148H206ZM210 149V148H209ZM230 149V148H229ZM228 149V150H229ZM245 149V148H244ZM251 149V150H252ZM181 150V149H180ZM218 150V149H217ZM226 150V149H225ZM225 150H223V151H225ZM231 150V149H230ZM240 150V149H239ZM175 151H176V149H175ZM238 151V150H237ZM250 151V150H249ZM190 152H191V150H190ZM194 152V151H193ZM214 152V151H213ZM248 152V150L246 151V153ZM251 152V151H250ZM261 152V153H260ZM172 153H174V152H172ZM200 153V152H199ZM208 154H209V152H207ZM223 153V152H222ZM256 153V154H257ZM263 153V157L261 156V154ZM212 154V153H211ZM230 154V153H229ZM238 154V153H237ZM206 155V154H205ZM245 155V154H244ZM251 155V154H250ZM224 156V155H223ZM235 156V155H234ZM240 156V155H239ZM230 157V156H229ZM176 158V157H175ZM227 158H228V156H227ZM231 158V157H230ZM247 158H248V156H247ZM174 159V158H173ZM166 160V159H165ZM224 160V159H223ZM237 160V161H236ZM245 160H249V159H245ZM220 161V160H219ZM225 161V160H224ZM228 161H229V158H228ZM252 161V160H251ZM250 160H249V162H251ZM153 162V161H152ZM215 162V161H214ZM221 162H222V159H221ZM244 162V163H243ZM254 162V161H253ZM141 163V162H140ZM226 163V162H225ZM252 163V162H251ZM167 164V163H166ZM255 166H257V165H255ZM257 166V167H258ZM168 168V167H167ZM232 170H231V169ZM236 169H237V171H236ZM53 170V169H52ZM172 170V169H171ZM235 170V171H234ZM253 170V171H252ZM256 171V174L257 175H255L254 173H255V171ZM165 171V170H164ZM169 171V170H168ZM174 171V170H173ZM175 172V171H174ZM235 172H236V174H235ZM204 173V172H203ZM173 174V173H172ZM175 174V173H174ZM169 175H171V173L169 174ZM211 175V174H210ZM209 176V175H208ZM166 177V176H165ZM178 177V176H177ZM212 177V176H211ZM199 178V177H198ZM210 178V177H209ZM214 178H216V176L214 177ZM210 179H212V178H210ZM200 181V180H199ZM198 181V182H199ZM211 181V180H210ZM208 182V181H207ZM173 184H175V183H173ZM207 184V183H206ZM212 184V183H211ZM172 185V184H171ZM189 186V185H188ZM196 186V185H195ZM194 186V187H195ZM198 186V185H197ZM202 186L203 185H201V188H202ZM212 186H214V185H212ZM221 186V185H220ZM172 187V186H171ZM199 187V186H198ZM204 187V186H203ZM183 189H186L187 190V188L185 187H183ZM199 189V188H198ZM198 189H197V191H198ZM189 190H187V191H189ZM200 190H202V189H200ZM167 191V190H166ZM182 191V190H181ZM204 191V190H203ZM194 192H195V189H194ZM200 193H201V191H199ZM185 193V192H184ZM187 193V192H186ZM198 193V192H197ZM205 193V192H204ZM187 195V194H186ZM194 195V196H193ZM61 196V195H60ZM165 196V195H164ZM188 196V195H187ZM196 196H198V195H196ZM201 196H202V194H200L199 195V197L201 198ZM206 196V195H205ZM202 197H204V194H203V196ZM160 199V198H159ZM203 199V198H202ZM165 200V199H164ZM157 201H158V199H157ZM157 201H155L157 204H156V207H157V212L159 211V213H158V215L162 212L163 213V210L165 209V203L166 202H164V201H162V200H160L159 202H157ZM189 201V200H188ZM235 201H236V203H235ZM155 205V204H154ZM155 207V206H154ZM155 207V208H156ZM187 208H185V209H187ZM146 209V208H145ZM54 210V209H53ZM155 210V209H154ZM155 210V211H156ZM168 210V209H167ZM182 210V209H181ZM166 211V210H165ZM182 211H184V210H182ZM156 212V213H157ZM165 213V212H164ZM197 213V214H196ZM142 214V213H141ZM145 214V213H144ZM152 214H154V213H152ZM155 215H157V214H155ZM197 215H199V216H202L201 218H197V220H201V221H199V222H196L195 221V218H196V216ZM144 217V216H143ZM133 218H134V216H133ZM151 218V217H150ZM205 218V220H203ZM152 219H153V217H152ZM185 219V218H184ZM131 221V220H130ZM187 221V220H186ZM142 223H144L143 221H142ZM199 223V224H198ZM190 227H188L189 229H190ZM194 227H196V228H194ZM194 228V229H193ZM178 229V228H177ZM188 229V230H189ZM190 229V231H192ZM181 230H183V229H181ZM181 230H177V232H176V230H173V234L171 233L170 234V236H172L173 235V237H176L177 236V234H176V236H175V232L176 233H178V235H179V233H181L182 231ZM169 231V230H168ZM175 231V232H174ZM180 231V232H179ZM186 231V230H185ZM184 231V232H185ZM190 231H189V233H190ZM172 232V231H171ZM183 232V233H184ZM182 233V234H183ZM188 233V234H189ZM181 234V235H182ZM185 234L187 235V232H185ZM184 234V235H185ZM193 234V233H192ZM184 235H182V237H181V239L182 238H185L184 237ZM194 235V236H195ZM188 236V235H187ZM190 236H191V233H190ZM193 236V237H194ZM173 237H172V239H173ZM178 237V236H177ZM171 238V237H170ZM174 239H176L177 240V238H174ZM179 239H180V237H179ZM178 239V240H179ZM180 239V240H181ZM187 239V238H186ZM185 239V240H186ZM190 239V238H189ZM177 240V241H178ZM179 240V241H180ZM183 240V239H182ZM191 240V239H190ZM173 241V240H172ZM193 241V240H192ZM194 241H195V238H194ZM175 242V241H174ZM181 242V241H180ZM183 242V241H182ZM191 242V241H190ZM176 243V242H175ZM178 243V242H177ZM172 244V243H171ZM192 244H193V242H192ZM197 244V243H196ZM153 245V244H152ZM144 247V246H143ZM146 247V246H145ZM144 247V248H145ZM153 248V247H152ZM173 248V247H172ZM177 250H173L172 249V253H170L169 255H167L168 253H166V255H167V257L168 258H170V260L171 259H173L174 257L175 258H177L178 260L179 259H181L180 257H182L181 255V253H179L181 250L180 249H178V248H176ZM193 249V253H194V248H192ZM151 250V249H150ZM191 250V249H190ZM160 251V250H159ZM153 252V251H152ZM154 252H155V250H154ZM163 252V251H162ZM182 252V251H181ZM149 253V252H148ZM236 253H238V252H236ZM160 254V253H159ZM164 255L163 256H165V253H163ZM178 254H181L180 255V257L178 258ZM187 254V255H188ZM242 254V255H243ZM150 255H154L153 253H151ZM149 254H148V256H150ZM161 255V257H163L162 256V254H160ZM184 256L186 255V254H183ZM119 256V255H118ZM155 256V255H154ZM153 256V257H154ZM157 256V255H156ZM155 256V257H156ZM237 256V255H236ZM239 256V255H238ZM256 256V257H257ZM144 257V256H143ZM146 257H147V255H146ZM145 257V258H146ZM151 257V256H150ZM158 257V256H157ZM166 257V256H165ZM239 257H241V256H239ZM258 257V258H259ZM122 258H124V257H122ZM222 258V259H221ZM247 258V257H246ZM246 258L245 259H243L244 261L246 260ZM134 259V258H133ZM177 259H173L174 261L175 260H177ZM242 259V258H241ZM248 259L246 260V262L248 261ZM257 262H253L254 264H260L261 263V261L259 260V262L260 263H258V260H257V258H254ZM129 260V259H128ZM127 260V261H128ZM158 260V259H157ZM173 260H171L172 261V263H173ZM178 260L177 261H175V263H177L178 262ZM185 260V259H184ZM184 260H180V261H184ZM239 260V259H238ZM242 260V261H243ZM252 260V259H251ZM250 260V261H251ZM91 261V260H90ZM132 261V260H131ZM144 261V260H143ZM143 261H141V262H143ZM168 261V260H167ZM240 261V260H239ZM239 261H237L238 263H239ZM241 261V262H242ZM250 261H248L247 263H251ZM133 262V261H132ZM149 262V261H148ZM186 262H188L187 260H186ZM224 262V261H223ZM138 263V262H137ZM137 263H135V264H137ZM150 263V262H149ZM169 263V262H168ZM179 263V262H178ZM177 263V264H178ZM190 263V264H191ZM245 263V262H244ZM246 263V264H247ZM130 264H131V262H130ZM154 264V263H153ZM183 264H184V262H183ZM188 264V263H187ZM242 264H243V262H242Z\"/></svg>",
	"mask_w": 264,
	"mask_h": 264
}]
</instances>
